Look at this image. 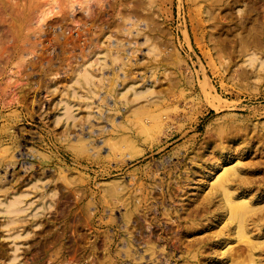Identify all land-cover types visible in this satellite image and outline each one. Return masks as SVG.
I'll list each match as a JSON object with an SVG mask.
<instances>
[{
    "label": "rangeland",
    "instance_id": "374dc122",
    "mask_svg": "<svg viewBox=\"0 0 264 264\" xmlns=\"http://www.w3.org/2000/svg\"><path fill=\"white\" fill-rule=\"evenodd\" d=\"M0 264H264V0H0Z\"/></svg>",
    "mask_w": 264,
    "mask_h": 264
},
{
    "label": "bare ground",
    "instance_id": "6f19581e",
    "mask_svg": "<svg viewBox=\"0 0 264 264\" xmlns=\"http://www.w3.org/2000/svg\"><path fill=\"white\" fill-rule=\"evenodd\" d=\"M2 1H3V0H2ZM4 3H5V2H4ZM2 4H3V3H2ZM6 36H7V35H6ZM95 53H96V52H95ZM121 53H122V52H121ZM125 53H126V52H125ZM132 53H133V52H131V54H132ZM114 55H115V54H114ZM114 55H113V56H114ZM119 55H120V54H119ZM132 55H133V54H132ZM115 57H116V56H115ZM117 57H118V56H117ZM119 57H121V56H119ZM123 57H124V56H123ZM100 59H102V58H100ZM113 59H114V60H115V59L117 60V58H113ZM130 59H131V58H130ZM103 60H104V58H103ZM122 60H123V59H122ZM124 61H125V60H124ZM126 61H127V60H126ZM128 61H129V60H128ZM128 61H127V62H128ZM137 62H138V61H137ZM128 63H129V62H128ZM102 64H104V63H102ZM105 64H106V63H105ZM105 64H104V65H105ZM122 64H123V62H122ZM104 65L101 66V65L99 64V66L102 67V68L104 67ZM84 66H85V65H84ZM84 66H82V68H83ZM118 66H119V65H118ZM92 67H93V66H92ZM105 67H106V66H105ZM124 67H127V66H124ZM141 67H142V66H141ZM141 67H140V68H141ZM84 68H85V67H84ZM86 68H88V67H86ZM102 68H101V69L99 68V69L102 71ZM131 68H132V67H131ZM155 68H156V67H155ZM80 69H81V68H80ZM80 69H79V70H80ZM94 69H95V68H94ZM126 69H127V68H126ZM126 69H125V70H126ZM86 70H87V69H86ZM86 70H85V72H84L83 70H81V71L84 73V75H85V76H83V78H85V77H89V76H94V75H91L92 73H91L89 70H88V71H86ZM90 70H91V69H90ZM103 70H104V69H103ZM123 70H124V69H123ZM130 70H131V69H130ZM132 70H133V68H132ZM134 70H136V69H134ZM143 70H145V69H143ZM147 70H148V69H147ZM113 71H115V70H113ZM121 71H122V69H121ZM121 71H120V73H121ZM126 71H128V70H126ZM138 71H139V69H138ZM132 72H133V71H132ZM145 72H146V71H145ZM147 72H148V71H147ZM78 73H79V72H78ZM83 73H81V76H82ZM96 73H97V72H96ZM117 73H118V72H115L114 75H116ZM125 73H126V72H125ZM143 73H144V72H143ZM102 74H103V72H102ZM102 74H101V75H102ZM109 74H110V73H109ZM111 74H112V73H111ZM122 74L124 75L123 71H122ZM122 74H121V76H123ZM128 74H129V73H128ZM133 74H134V72H133ZM148 74H149V73H148ZM77 75H78V74H77ZM79 75H80V74H79ZM98 75H99V74H98ZM101 75H100V76H101ZM105 75H106V74H105ZM107 75H108V74H107ZM117 75H118V74H117ZM131 75H132V73H131ZM144 75H145V74H144ZM146 75H147V74H146ZM110 76H111V75H110ZM118 76H119V75H118ZM121 76H120V78H121ZM138 76H139V75H138ZM142 76H143V75H142ZM152 76H153V75H152ZM77 77H78V76H77ZM77 77H76V78H77ZM102 77L104 78V76H102ZM111 77H112V76H111ZM125 77H126V76H125ZM125 77H124V78H125ZM127 77L130 78L131 76H130V77L127 76ZM140 77H141V76H140ZM148 77H149V75H148ZM150 77H151V76H150ZM83 78H82V79H83ZM100 78H101V77H100ZM118 78H119V77H118ZM132 78H133V77H132ZM134 78H135V76H134ZM136 78H139V77H136ZM144 78H145V77H144ZM90 79H91V77L89 78V80H90ZM96 79H97V78H96ZM106 79H107V77L104 79V81H103L104 83H105ZM108 79H109V78H108ZM142 79H143V78H142ZM142 79H141V80H142ZM149 79H150V78H149ZM84 80H85V79H84ZM91 80H92V79H91ZM115 80H117V79H115ZM122 80H123V79H122ZM144 80H147V79H144ZM78 81H79V80L76 79V80H75V83L78 82ZM95 81H96V80H95ZM107 81H108V80H107ZM111 81H112V80H111ZM142 81H143V80H142ZM79 82H80V81H79ZM87 82H89V81L87 80ZM90 82H91V81H90ZM99 82H101V81L99 80ZM109 82H110V81H109ZM115 82H116V81H115ZM115 82H114V80H113V83H115ZM136 82H137V81H136ZM136 82H135V83H136ZM85 83H86V80H85ZM92 83H94V82H92ZM98 84H99V83H98ZM100 84H101V83H100ZM100 84H99V86H100ZM108 84H110V83H108ZM116 84H117V83H116ZM120 84H121V83H120ZM128 84H129V83H128ZM80 85L82 86L81 83H80ZM93 85L96 86L95 84H93ZM104 85H105V84H104ZM111 85H112V84H111ZM131 85H132V84H131ZM89 86L91 87V85H89ZM107 86H108V85H107ZM116 86H117V85H116ZM120 86H121V85H120ZM97 87H98V85L96 86V88H97ZM109 87H110V85H109ZM111 87H112V86H111ZM127 87H129V86H127ZM151 87H152V86H151ZM99 88H100V87H99ZM114 88H115V87H114ZM132 88H133V87H132ZM84 89H85V88H84ZM102 89H103V87H102ZM105 89H106V88H105ZM107 89H108V88H107ZM118 89H119V88H118ZM120 89H121V88H120ZM124 89H126V88H124ZM85 90H87V88H86ZM96 90H98V89H96ZM110 90H111V89H110ZM127 90H128V89H127ZM127 90H126V91H127ZM134 90H135V89H134ZM91 91H92V90H91ZM98 91H99V90H98ZM98 91H97V92H98ZM100 91H101V90H100ZM100 91H99L98 95L100 94ZM88 92H89V91H88ZM88 92H87V93H88ZM93 92H95V91L93 90ZM93 92H92V93H93ZM106 92H107V91H106ZM137 92H138V91H137ZM137 92H136V93H137ZM89 93H90V92H89ZM111 93H112V92H111ZM117 93H118V92H117ZM119 93H120V91H119ZM122 93H123V92H122ZM139 93H140V92H139ZM83 94H84V93H83ZM95 94H96V92H95ZM105 94H106V93H105ZM105 94H103V96H104ZM87 95H88V94H87ZM96 95H97V94H96ZM113 95H114V94H113ZM119 95H120V94H119ZM94 96H95V95H94ZM81 97H82V96H81ZM85 97H86V96H85ZM88 97H90V96H88ZM92 97H93V96H92ZM92 97H91V98H92ZM95 97L98 98V96H95ZM100 97L103 98V97L101 96V94H100L99 98H100ZM106 97H107V95H106ZM110 97H111V96H110ZM114 97H115V96H114ZM93 98H94V97H93ZM99 98H98V99H99ZM104 98H105V96H104ZM84 99H85V98H84ZM92 100H93V99H92ZM105 100H106V99H105ZM127 100H128V99H127ZM82 101H83V100H82ZM103 101H104V100H103ZM103 101L100 100L99 103H101V102H103ZM106 101H107V100H106ZM68 102H69V101H68ZM88 105H89V104H88ZM86 107H87V106H86ZM89 107H90V106H89ZM66 109L69 110V108H66ZM70 109H71V108H70ZM66 114H67V115L69 114V112H67V110H66ZM70 114H71V113H70ZM70 114H69V116H70ZM67 117H68V116H67ZM155 123H156V122H155ZM157 123H158V122H157ZM157 123H156V124H152V125L157 126ZM143 126L146 127L145 125H143ZM150 127H151V126H150ZM146 128H148V127H146ZM143 129H145V128H143ZM140 130H141V128H140ZM141 131H142V130H141ZM141 133H142V132H141ZM143 133H144V131H143ZM226 167H227V166H226ZM228 168H229V167H228ZM212 169H213V168H212ZM222 169H223V168H222ZM225 169H226V168H225ZM229 169H230V168H229ZM229 169H226V170H229ZM223 171L225 172V170H223ZM223 171H222V173H223ZM224 174H225V173H224ZM225 175H226V174H225ZM225 175H224V176H225ZM220 176H221V175H220ZM224 176H223V177H224ZM225 179H226V178H225ZM220 180H221V179H219V181H220ZM218 183H219V185H221L220 182H218ZM221 189H222V188H221ZM223 189H224V188H223ZM235 202H238V201H235ZM238 203H239V202H238ZM241 203H242V202H240L239 204H241ZM231 204H232V202H231ZM231 204H230V205H231ZM237 205H238V204H237ZM235 206H236V204H235ZM233 207H234V206H233ZM238 208H239V205H238ZM18 209H19V208H18ZM235 209H236V208H235ZM19 210H21V209H19ZM15 211H17V210H15Z\"/></svg>",
    "mask_w": 264,
    "mask_h": 264
}]
</instances>
